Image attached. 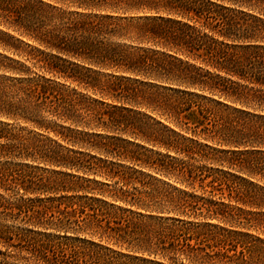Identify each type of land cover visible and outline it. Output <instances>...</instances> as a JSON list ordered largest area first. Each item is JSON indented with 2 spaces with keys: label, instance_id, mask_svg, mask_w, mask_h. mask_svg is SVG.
Masks as SVG:
<instances>
[{
  "label": "trees",
  "instance_id": "16d2710c",
  "mask_svg": "<svg viewBox=\"0 0 264 264\" xmlns=\"http://www.w3.org/2000/svg\"><path fill=\"white\" fill-rule=\"evenodd\" d=\"M0 49V157L86 174L0 164L36 194L0 193V264H264V0H0Z\"/></svg>",
  "mask_w": 264,
  "mask_h": 264
},
{
  "label": "rangeland",
  "instance_id": "374dc122",
  "mask_svg": "<svg viewBox=\"0 0 264 264\" xmlns=\"http://www.w3.org/2000/svg\"><path fill=\"white\" fill-rule=\"evenodd\" d=\"M0 53L2 54H8V52H5L3 51L2 49H0ZM33 72V76L35 75L34 72L38 73V74H42L40 71H37L36 68H32L31 69ZM0 74H3V72H0ZM71 87L75 86L74 84H71L70 85ZM78 90H80L81 92H85L84 89L82 88H77ZM87 95L91 96V97H94V98H99V96H95L91 91L90 92H87ZM106 102H111V100H106ZM142 111H145V112H149L147 110H144L142 109ZM3 120H5L4 118H1ZM10 123H11V128L13 129V131L15 132H19L21 135H23L24 137H26L27 139H29L30 142H34L36 144H43L44 146L48 147L49 149H53V150H61V148H59V144H61L63 146L62 149H65V150H62V151H65L67 149H73V150H81L83 151V153L85 154L84 157L87 158L89 156H86V154H91V155H95L97 157H104L106 158V156H103L101 155L99 152L93 150V149H89V148H82L80 147L79 145H73L72 143L70 142H66V141H63L61 140L59 137H57L53 131H48V130H43V129H39L37 127H35L32 123L30 122H26V121H23V120H18V121H13V120H8ZM59 123H62L61 121H58ZM117 136H122L121 134L117 133L115 134ZM108 160H112L113 158L111 157H107ZM6 160L8 161V163H11L12 165H18L17 167H23V171L26 172V174H28L31 178L33 179H38L40 177H42L44 180L45 179H57V180H61V181H64L66 186H75V187H78V185H81L83 184V186L86 185V183L82 182L83 180L80 178V177H86V174H84L83 172L81 171H76V170H72V169H67V168H62V167H57V166H54V165H51V164H44L43 162H39V161H31V160H24L22 159V157H10V158H2L0 157V164H4L6 162ZM92 161H96L95 158H92ZM24 163H28V165H31L32 167H26L24 166ZM121 163L127 165V166H133L134 168H137V169H142L144 170L146 173H151V174H155L153 173L152 171H150L149 169L147 168H140L139 165H135V164H132L130 162H125V161H121ZM55 171H62V172H65V173H71V174H74L75 177L72 178L70 176H65L64 174L65 173H55ZM159 176V175H158ZM89 177L93 178H97L98 180H105L103 177L101 176H93V175H90ZM166 180H168L166 178ZM106 181H109L110 183V186L108 187H104V189H119L121 184H117L115 183V180H106ZM171 183H174L172 180H169ZM93 185L92 183L89 185L91 186ZM179 185V184H177ZM133 186H136V189L137 190H133ZM130 191H133L135 193L139 192V191H142L143 189L141 188L140 184L137 182L136 184H131V185H128L127 187ZM23 191H17V189L15 190H10V191H3L1 188H0V193L2 195H4L6 198H8L10 201H16L18 199H21L22 198H28V197H35L36 194H23L22 193ZM85 193L83 191H71V190H68V191H61L57 194V196H60V195H64V196H81V195H84ZM89 195H91V193H89ZM65 199V198H64ZM4 223V222H3ZM7 224H11V222H6ZM16 225H19V224H15ZM22 227H26V224H22L21 225ZM253 233H255L254 231H252ZM0 248L4 249L5 247H1L0 245ZM10 253L12 254H15L16 256V260H12L11 261L13 263H17V261L19 260L18 258H20L21 256H27V253L26 252H21L19 253L17 250H15L14 252L12 250H10Z\"/></svg>",
  "mask_w": 264,
  "mask_h": 264
}]
</instances>
